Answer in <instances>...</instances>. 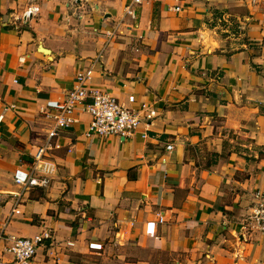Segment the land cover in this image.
Wrapping results in <instances>:
<instances>
[{"label": "crops", "instance_id": "obj_1", "mask_svg": "<svg viewBox=\"0 0 264 264\" xmlns=\"http://www.w3.org/2000/svg\"><path fill=\"white\" fill-rule=\"evenodd\" d=\"M129 1L0 0V229L51 230L32 264H264V0H149L111 37ZM89 68L139 130L87 137L79 107L37 162L48 185L23 190L49 103Z\"/></svg>", "mask_w": 264, "mask_h": 264}, {"label": "built area", "instance_id": "obj_2", "mask_svg": "<svg viewBox=\"0 0 264 264\" xmlns=\"http://www.w3.org/2000/svg\"><path fill=\"white\" fill-rule=\"evenodd\" d=\"M88 0H70L73 7H79V4ZM149 0H130L125 6L123 16L119 22L114 25V28L108 31L112 37L123 24H128L126 20H136L138 17V7L144 2ZM37 5H31L23 12L25 21L32 18L38 11ZM180 9V6H176ZM92 77V70L89 68L77 74L76 84L71 90L68 91L66 98L63 101L49 103L50 110L47 113L52 119L51 128L48 130L47 140L43 145L37 147L35 153L36 162L31 171L25 176H17L16 181L22 185L23 190H27L33 186H47L49 179L40 176L38 171V160L41 159L47 149L57 146L55 138L60 130L72 126L78 118L76 113L79 107L85 110L90 115L89 126L84 134L87 137L94 135L109 136L117 135L123 138H131L141 125V113L139 110L130 108L119 99L105 89L98 87H89L87 82ZM87 99L90 101L87 102ZM131 102L135 101L134 95L129 96ZM14 106V105H13ZM146 103L141 104L142 109L147 108ZM155 115L153 110L146 112L148 119ZM146 136V132L142 133ZM170 146V145H169ZM20 196L18 194L16 202L20 203ZM254 204L252 211L248 218L264 235V189H257L254 192ZM18 208L13 209L11 215L19 213ZM160 215V214H159ZM160 221L163 220L162 215L159 216ZM53 234L51 230H45L34 236H16L7 235L3 228L0 229V240L3 238L8 239L5 244L4 250L11 254V259L0 258V264H32V261L37 253L38 248L43 245L46 240L51 239Z\"/></svg>", "mask_w": 264, "mask_h": 264}]
</instances>
